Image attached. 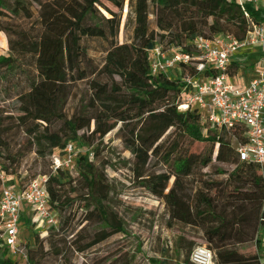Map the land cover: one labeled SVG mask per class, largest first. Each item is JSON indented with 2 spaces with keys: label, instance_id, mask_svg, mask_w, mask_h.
Instances as JSON below:
<instances>
[{
  "label": "trees",
  "instance_id": "trees-1",
  "mask_svg": "<svg viewBox=\"0 0 264 264\" xmlns=\"http://www.w3.org/2000/svg\"><path fill=\"white\" fill-rule=\"evenodd\" d=\"M124 2L0 0V32L6 35L9 51L0 55V93L15 99L18 111L14 116L0 110V173L5 183L21 191L31 180L46 176L49 210L58 217L55 235H70L77 219L80 225L101 226L94 233H84L82 227L78 241L55 245V258L61 261L71 248L83 253L123 233L125 223L109 205L103 171L88 158L94 153L77 152L68 169L53 170L47 158L63 155L67 143L91 144L93 137L102 138L120 124L119 137L134 157L138 177H143L150 159L172 136L184 134L210 143L208 155L178 157L171 173L151 174L143 178L144 185L164 199L172 220L201 231L216 264H264L257 253L237 250L248 242L259 248L264 231V166L239 160L237 145L231 143L233 137L238 144L245 142V127L207 130L199 108L178 109L184 92L182 77L212 76L215 71L206 66L198 74L192 67L180 76L152 74L148 57V51L165 40L168 49L191 53L197 36L230 33L242 39L249 26L245 12L254 22H264V10L248 6L244 11L232 0H128L125 25L130 19L133 25L129 38L119 43ZM149 13L155 18L154 27ZM93 44L99 46L93 48L101 54L98 57L90 53ZM80 82L87 84L89 96L79 99L69 113L66 106ZM39 83L47 85L45 95L36 92ZM91 125L88 135L79 133ZM175 151L171 149L169 157ZM31 154L40 170L22 182L27 176L21 178L14 167ZM212 161L231 169L215 168L212 176L198 179L192 196H186L181 177ZM85 238L90 240L82 246ZM192 245L183 264H190ZM7 254V248L0 246V264H21ZM33 256L27 254L25 264H38Z\"/></svg>",
  "mask_w": 264,
  "mask_h": 264
},
{
  "label": "rangeland",
  "instance_id": "rangeland-1",
  "mask_svg": "<svg viewBox=\"0 0 264 264\" xmlns=\"http://www.w3.org/2000/svg\"><path fill=\"white\" fill-rule=\"evenodd\" d=\"M113 9L109 4H107ZM128 12V0H125L121 24L118 34L119 43L124 42L129 38L133 22L130 19L126 25V15ZM149 22L151 27H154L155 18L152 13H149ZM165 52L170 54L166 40L160 44ZM94 47L90 53L98 57L101 54L94 49H99V46L93 44ZM94 48V49H93ZM8 45L6 35L0 32V55L8 54ZM183 69V68H182ZM182 69L174 68L169 72L174 76L188 74V67ZM47 85L39 83L36 87V92L45 95ZM87 84L80 82L75 88V97L72 98L66 109L70 113L81 98H88ZM17 103L15 99H7L0 93V110L6 111L4 114L17 115ZM120 124L105 134L102 138L93 137L91 144L80 143L76 144L78 152H92V157L88 155L89 160H92L98 170L103 171L109 188V205L123 219L124 232L112 235L106 241L96 244L93 248L87 249L83 253L69 249L64 257V260L58 261L55 258V245L62 247V240L69 245L70 241H78V231L83 227L84 233H94L101 229V226L94 224H78V219L73 224V231L70 235L59 236L53 233L54 227H43L40 225L30 224L33 222L30 210L23 208L19 226V246L18 253L13 254L8 252L7 255L13 256L21 264H25L23 258L27 254H33V258L38 260V264H183V256L186 253L190 242L193 243L189 262L194 264L191 259V253L196 247H205L209 249L206 242L202 239L201 231L198 228L183 225L169 217V213L164 202V199L153 194L152 191L144 184V179L151 174L171 173L174 170V159L188 155L199 154L207 156L211 145L206 141H196L182 134H175L164 145L158 155L153 156L143 170V177H138L137 167L132 154L125 149L123 141L119 137L118 128ZM204 127L208 130L209 125L204 123ZM92 125L88 131L81 130L79 133H90ZM214 127L211 128L213 130ZM203 132H205L203 130ZM207 132V131H206ZM19 138H23L20 134ZM232 145H238L236 138L231 139ZM171 149H176L172 152ZM216 152V145L213 148L212 158ZM31 154L22 161L16 168L22 180L25 182L32 174L40 170L38 160L36 161ZM50 162L51 158H47ZM215 168L231 169L230 165L221 164L212 161L207 167L195 168L190 175L182 176L180 184L182 192L186 196H192L196 188L199 186L198 179L212 176ZM71 175L75 176L76 172L71 169ZM174 177L172 176L168 182L167 189L171 187ZM2 181L0 179V190ZM167 189L164 191L166 192ZM83 236V234H82ZM90 238H85L81 241V245H86ZM79 244V245H80ZM253 244H248L243 247L237 246V250L242 254L249 255L254 253ZM58 248V247H56ZM75 248V246H74ZM245 252L243 253L241 250ZM31 250V251H30ZM213 255L214 253L209 249ZM2 251V250H1Z\"/></svg>",
  "mask_w": 264,
  "mask_h": 264
},
{
  "label": "built area",
  "instance_id": "built-area-1",
  "mask_svg": "<svg viewBox=\"0 0 264 264\" xmlns=\"http://www.w3.org/2000/svg\"><path fill=\"white\" fill-rule=\"evenodd\" d=\"M242 10L250 6L255 10H264V0H232ZM249 26L242 39L230 33L216 34L211 37L197 36L193 40V51L186 53L168 49L161 45L148 51L150 70L167 73L174 68L192 67L200 73L206 66L213 68L212 76L184 75V92L178 105L179 110L197 107L201 110L204 122L214 128H233L242 125L246 129L245 142L236 146L241 161L264 166V22H254L245 12ZM249 47H258L261 52L260 68L256 77L241 87L228 80V66L232 56ZM77 149L73 143H67L61 156L53 155V170L68 169L74 164ZM0 246L8 252L18 253L19 226L22 204L30 207L33 222L45 227H56L58 217L49 210L44 182L46 176L31 180L19 191L13 185L5 183L0 173ZM194 264H214L211 251L205 247H196L190 256ZM26 261V256L23 258Z\"/></svg>",
  "mask_w": 264,
  "mask_h": 264
},
{
  "label": "crops",
  "instance_id": "crops-1",
  "mask_svg": "<svg viewBox=\"0 0 264 264\" xmlns=\"http://www.w3.org/2000/svg\"><path fill=\"white\" fill-rule=\"evenodd\" d=\"M257 10H262V8H259ZM260 60L261 52L258 47H249L242 49L230 59V64L228 66V80L241 87L245 86L252 78L257 76L260 68ZM262 118L264 120V112L262 114ZM26 207L30 210V207L26 203H23L22 208ZM259 239V248H257L255 242L244 243L240 246L243 247L248 244H253L252 247H254V253H257L259 256V262L264 263V231L259 235ZM242 249L243 248H241L240 251L245 253Z\"/></svg>",
  "mask_w": 264,
  "mask_h": 264
}]
</instances>
